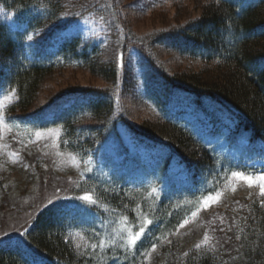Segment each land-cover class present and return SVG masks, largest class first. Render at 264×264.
Wrapping results in <instances>:
<instances>
[{
  "label": "trees",
  "instance_id": "obj_1",
  "mask_svg": "<svg viewBox=\"0 0 264 264\" xmlns=\"http://www.w3.org/2000/svg\"><path fill=\"white\" fill-rule=\"evenodd\" d=\"M164 1L128 6L146 12ZM124 9L119 0H0L3 122L23 144L38 131L55 130L57 151L83 167L66 183L59 172L44 176L35 165L30 191L47 179L51 193L68 186L105 228L62 215L64 197L36 204L23 232L0 240V264H33L16 238L48 264H152L150 255L155 264H264V197L244 191L229 199L233 172L261 174L233 160L230 148L264 157V0H203L195 18L147 34L133 31ZM163 52L204 65L173 71ZM70 68L86 69L106 85H68L30 110L46 78ZM127 97L152 116L132 120ZM184 98L203 111L221 107L229 114L227 127L202 136L175 109ZM130 144L163 151L162 161L150 165L149 156L133 169L130 155L120 160ZM4 164L0 160L1 205L17 201L12 182L2 177ZM216 192L224 200L205 208L203 200ZM121 223L136 232L144 225L134 246L112 241ZM102 237L109 238L105 247Z\"/></svg>",
  "mask_w": 264,
  "mask_h": 264
},
{
  "label": "rangeland",
  "instance_id": "obj_2",
  "mask_svg": "<svg viewBox=\"0 0 264 264\" xmlns=\"http://www.w3.org/2000/svg\"><path fill=\"white\" fill-rule=\"evenodd\" d=\"M134 1L135 0H119L120 5L126 8L124 10L126 11L129 25L137 34H147L160 28L183 24L200 14V7L203 3V0H166L162 2L161 6L143 12L128 6L129 4H133ZM162 60L166 67L173 71L186 68L197 69L204 65L201 61L184 58L170 52H163ZM68 85H89L98 87L105 86L106 83L100 79L93 78L86 69L70 68L57 70L46 78L44 85L41 86L38 99L30 110L43 105L53 94ZM125 100L129 117L135 122L139 119L152 116L149 110L139 102L129 97ZM220 108L221 107L217 105L213 107L210 112L203 111L188 98H184V103L175 109L179 113V116L187 120V122L202 136L210 138L209 133L211 130L217 127L226 128L230 120L229 114ZM48 132H40V137L36 135L25 137V144H23L22 140L18 142V138H16L20 136L17 135L18 132L7 127L4 123L0 124V160H2L6 166L3 168L2 177L4 180L12 182V189L14 191L13 197L17 199V201L9 199V204H3L4 206L0 203V207L3 206L0 208V222L2 223L0 225V240L9 236L20 235L21 232H23L28 222H30L29 220L31 217L34 216L31 209L34 205H46L49 201L52 202L60 197H64L65 200V205L62 207V215L69 216L68 218L71 220H76L77 224L100 226L102 223L97 213L88 209L83 200L71 196L68 186L64 189L58 188L51 193L50 184L46 183L48 181L47 179L38 189L33 192L30 191L32 185L29 182V176H34L35 165L41 174L44 172L42 174L44 176L45 174H51L50 170L59 172L60 175L64 177L66 183L68 181L69 183L74 182L83 170L82 165H80L79 161L74 156L57 151L55 135H48ZM228 133L229 130H223V134ZM127 149V153L124 152L121 157H117H120L121 160L126 154L130 155V159H126V163L131 164L133 169L136 164L149 156L154 157L153 160L149 161L150 165L162 161L163 151L155 153V149L149 146L137 148L130 144ZM230 155L233 160L241 162L245 164V166L260 169L264 172V159L255 157L252 153L245 154L242 146L239 145L230 148ZM36 156H40V159L38 158L34 161ZM49 164L51 166H48ZM251 174L254 175L253 172ZM133 176H135V173H133ZM253 185L255 186L252 187ZM232 188L229 199L240 198L245 193L244 191H259L258 194L260 193V189L256 183L250 185L247 180L240 178H235L233 180ZM222 200H224L223 194H221L219 199L215 202H210L207 208L216 207L217 203ZM102 230H105L104 226H102ZM78 231H82V229ZM129 231L134 234L132 227H128L126 224L121 223V225L113 231L112 241L114 242V240L118 239L121 243H127V233ZM100 239L101 246L105 247L109 244L108 237H102ZM17 241H19V251L29 258L33 264H48L45 260L32 256L31 250L25 243L19 240V238L14 239V243ZM77 241H85V235L79 233ZM149 261L155 264L153 255H150Z\"/></svg>",
  "mask_w": 264,
  "mask_h": 264
},
{
  "label": "snow or ice",
  "instance_id": "obj_3",
  "mask_svg": "<svg viewBox=\"0 0 264 264\" xmlns=\"http://www.w3.org/2000/svg\"><path fill=\"white\" fill-rule=\"evenodd\" d=\"M28 38L31 39L32 37H28ZM120 59H121V62H122V60H123V54L122 53L120 54ZM12 91H13V93L15 92L14 89ZM4 99H8V97L5 96ZM4 119H5V117L3 116L2 113H0V124L3 123ZM54 134H58V133H56L55 130H49L48 135H54ZM35 135L37 137H40L41 133L37 132ZM231 175H232V177H238L240 179L247 180L250 185L253 184V183H256L257 186L260 189V193H259L260 196L264 197V174H261V175L257 176L255 178V180L251 176H245L243 173H240V172H233ZM220 195H221L220 192H216L215 196L209 195L206 199L203 200V202H202L203 206L205 208H207L210 205V202H215L216 200H218ZM83 199L88 200V201H90L92 203H95V201L92 200V198L90 196H85V197H83ZM49 203H52V202L49 201ZM261 205L264 206V200H261ZM200 210L201 209L198 207L196 209V211H193L191 213V217L189 219L195 218ZM189 219H185L180 226L183 227L184 224L189 223ZM148 223H151V221H148ZM144 232H145V228H144L143 224H141L139 226V231L136 232L135 234H133L131 231H129L127 233V243H128V245L129 246H134L137 243V241L141 239V236L144 234ZM207 240H208V237H207V235H205L204 242H207ZM196 247L200 248L201 244H197ZM153 248H155V245L153 246Z\"/></svg>",
  "mask_w": 264,
  "mask_h": 264
}]
</instances>
